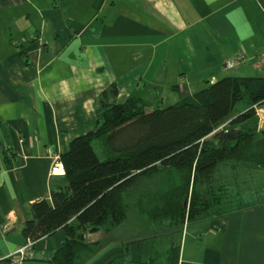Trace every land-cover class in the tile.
I'll return each instance as SVG.
<instances>
[{
	"label": "crops",
	"instance_id": "crops-1",
	"mask_svg": "<svg viewBox=\"0 0 264 264\" xmlns=\"http://www.w3.org/2000/svg\"><path fill=\"white\" fill-rule=\"evenodd\" d=\"M263 56L264 0H0V260L28 243L31 205L67 185L50 169L97 127L105 91L163 109L224 77L264 78ZM125 231L86 234L77 264H168L175 247L178 264H264V203L154 236ZM156 235L171 237L165 253ZM66 239L38 241L24 264Z\"/></svg>",
	"mask_w": 264,
	"mask_h": 264
},
{
	"label": "trees",
	"instance_id": "trees-1",
	"mask_svg": "<svg viewBox=\"0 0 264 264\" xmlns=\"http://www.w3.org/2000/svg\"><path fill=\"white\" fill-rule=\"evenodd\" d=\"M117 93L115 86L103 93L97 127L73 140L60 157L67 185L31 205L23 236L34 244L33 251L58 231L67 236L44 264H77L90 249L86 234L123 224L128 195L143 179L166 174L170 180L156 195L145 194V209L139 202L132 206L154 224H165V231L264 203L231 197L218 171L228 162L264 169V130L258 133L256 111L264 108V78L224 77L163 109L150 110L136 97L117 102ZM230 130L240 137L229 140ZM178 260L175 247L168 264Z\"/></svg>",
	"mask_w": 264,
	"mask_h": 264
},
{
	"label": "rangeland",
	"instance_id": "rangeland-1",
	"mask_svg": "<svg viewBox=\"0 0 264 264\" xmlns=\"http://www.w3.org/2000/svg\"><path fill=\"white\" fill-rule=\"evenodd\" d=\"M240 107H242V104H239V108ZM149 109L152 110L155 108L150 107ZM256 111L259 123V133L264 130V108H257ZM218 171L220 172L219 181L226 182L225 184H227V188L230 191L231 197L237 198L241 196L247 201H260L264 199V169L259 168L255 170L246 163L240 164L236 162H228ZM169 182L170 180L167 179L166 174H162L156 180H147L146 182L145 179L141 180L128 195V204L130 207L127 214L128 217L123 222V224L119 226L120 230H126V234L131 235L132 237L133 232L137 228H141L142 225H144L148 230L145 233L149 236H154L155 233H163L165 231L164 228H167L165 224H154L146 216L135 210L132 206L135 205L136 202H139V206L141 203V207L145 209V194L148 195L149 193L156 195V193L162 191L165 184H169ZM158 196L159 195H157V197ZM151 227H153L155 233L150 231ZM156 236H158L160 240H163L162 242H164V244L162 245L161 249L163 253H165V251L170 248L171 237L169 236L166 238L165 236ZM134 238L135 242H132L131 245L135 248H140L143 245L144 240H146L144 238L141 239V237ZM147 246L148 245L146 244V247ZM164 255L165 254H161L160 258H163Z\"/></svg>",
	"mask_w": 264,
	"mask_h": 264
},
{
	"label": "built area",
	"instance_id": "built-area-1",
	"mask_svg": "<svg viewBox=\"0 0 264 264\" xmlns=\"http://www.w3.org/2000/svg\"><path fill=\"white\" fill-rule=\"evenodd\" d=\"M245 61V57L243 55L237 57L233 60H227L224 64L225 70H234L239 65H241ZM260 65L264 64V56L260 59ZM50 176L52 177H66V170L63 163L60 159H57L55 163L52 165L50 169ZM33 243L28 242L24 247L19 248L16 252L6 257H3L2 260H10L11 264H24L26 260L33 254Z\"/></svg>",
	"mask_w": 264,
	"mask_h": 264
},
{
	"label": "water",
	"instance_id": "water-1",
	"mask_svg": "<svg viewBox=\"0 0 264 264\" xmlns=\"http://www.w3.org/2000/svg\"><path fill=\"white\" fill-rule=\"evenodd\" d=\"M240 135H241V132L236 131V130H230V131L227 133V138H228L229 140L234 141V140H236L237 138H239Z\"/></svg>",
	"mask_w": 264,
	"mask_h": 264
},
{
	"label": "bare ground",
	"instance_id": "bare-ground-1",
	"mask_svg": "<svg viewBox=\"0 0 264 264\" xmlns=\"http://www.w3.org/2000/svg\"><path fill=\"white\" fill-rule=\"evenodd\" d=\"M6 261V260H5ZM3 263V262H2Z\"/></svg>",
	"mask_w": 264,
	"mask_h": 264
}]
</instances>
